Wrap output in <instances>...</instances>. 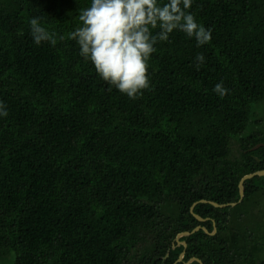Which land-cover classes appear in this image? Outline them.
Here are the masks:
<instances>
[{
	"label": "trees",
	"instance_id": "obj_1",
	"mask_svg": "<svg viewBox=\"0 0 264 264\" xmlns=\"http://www.w3.org/2000/svg\"><path fill=\"white\" fill-rule=\"evenodd\" d=\"M90 4L0 0V101L8 112L0 116V257L264 264V177L246 180L238 202L241 177L264 169L255 111L264 101V0H193L189 11L211 29L210 44L197 47L180 31L158 42L151 90L135 100L67 39ZM36 16L65 40L36 45ZM197 54L205 57L199 70ZM221 82L223 99L213 92ZM198 225L215 233L199 229L176 245L178 233Z\"/></svg>",
	"mask_w": 264,
	"mask_h": 264
},
{
	"label": "clouds",
	"instance_id": "obj_2",
	"mask_svg": "<svg viewBox=\"0 0 264 264\" xmlns=\"http://www.w3.org/2000/svg\"><path fill=\"white\" fill-rule=\"evenodd\" d=\"M193 0H91L89 7L80 11V26L67 34L79 46V54L90 61L102 80L121 94L135 100L145 90H151L148 69L158 42L168 41L170 34L180 31L195 39L197 47L210 44L211 29L198 23L189 11ZM42 17L29 20L30 34L36 45L42 42L52 46L57 36L42 23ZM196 69L205 62L203 54L196 56ZM213 92L221 99L229 90L223 82L217 83ZM8 115L7 106L0 101V116Z\"/></svg>",
	"mask_w": 264,
	"mask_h": 264
},
{
	"label": "water",
	"instance_id": "obj_3",
	"mask_svg": "<svg viewBox=\"0 0 264 264\" xmlns=\"http://www.w3.org/2000/svg\"><path fill=\"white\" fill-rule=\"evenodd\" d=\"M259 145L255 146L254 148H257ZM255 176H264V169L262 170H258V171H255V172H252V173H248V174H245L241 177L239 183H238V189H239V200L238 202H240L242 200V198L244 197V183L246 180L250 179V178H253ZM200 202H209L211 203L213 206L215 207H220V208H224V207H227V206H235L238 202H232V203H222V204H219V203H216V202H213V201H208V200H205V199H201ZM197 202L193 203V205L191 206V211H193V207L194 205L196 204ZM193 215L199 220V221H204L206 220L205 218H202L201 216H199L198 214L196 213H193ZM199 229H202L205 233H209V234H214L215 233V230L216 229H213L212 232H208L206 230L205 227L203 226H196L195 228H193L191 231H183V232H180L177 234L175 240L177 242L176 245H180V244H183L184 246H186V243L184 241H180V238L183 237V236H189L190 234H192L193 232H196L198 231ZM175 247V246H173ZM184 257V251L180 254L179 258H178V261H180L182 258ZM192 261H197L199 262V264H203L201 262V260H199L198 258H191L187 263L185 264H189L190 262Z\"/></svg>",
	"mask_w": 264,
	"mask_h": 264
},
{
	"label": "rangeland",
	"instance_id": "obj_4",
	"mask_svg": "<svg viewBox=\"0 0 264 264\" xmlns=\"http://www.w3.org/2000/svg\"><path fill=\"white\" fill-rule=\"evenodd\" d=\"M255 111L257 113V119H259V121L261 122L260 124L264 125V101L262 103H260L259 105H257L255 107ZM236 150V149H235ZM263 196H262V202L264 204V190H263ZM264 217V216H263ZM262 220H264V218H261ZM0 264H14V253L10 252L8 253V255H5L3 257H0Z\"/></svg>",
	"mask_w": 264,
	"mask_h": 264
},
{
	"label": "flooded vegetation",
	"instance_id": "obj_5",
	"mask_svg": "<svg viewBox=\"0 0 264 264\" xmlns=\"http://www.w3.org/2000/svg\"><path fill=\"white\" fill-rule=\"evenodd\" d=\"M261 177H264V176H261Z\"/></svg>",
	"mask_w": 264,
	"mask_h": 264
}]
</instances>
